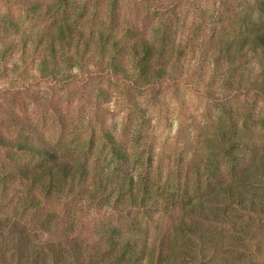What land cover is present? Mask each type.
<instances>
[{"label": "trees", "instance_id": "trees-1", "mask_svg": "<svg viewBox=\"0 0 264 264\" xmlns=\"http://www.w3.org/2000/svg\"><path fill=\"white\" fill-rule=\"evenodd\" d=\"M20 1L31 29L4 17L0 29L21 34L46 78L63 67L99 78L133 115L193 80L212 115L181 185L158 181L153 158L105 128L62 151L12 114L16 135L0 131V264H264V0ZM107 212L131 227L103 222Z\"/></svg>", "mask_w": 264, "mask_h": 264}, {"label": "rangeland", "instance_id": "rangeland-1", "mask_svg": "<svg viewBox=\"0 0 264 264\" xmlns=\"http://www.w3.org/2000/svg\"><path fill=\"white\" fill-rule=\"evenodd\" d=\"M209 1L212 5L219 0ZM186 11L188 14L193 9L185 8ZM0 17L21 21L24 26L21 33L34 24L24 13L20 0H0ZM212 23L206 22L205 28L210 29ZM20 37L21 34L0 29L2 133L16 135L17 126L11 119L15 114L19 120L39 128L40 136L31 138L34 143L51 144L64 151L73 141H83L105 128L117 138L128 141L134 152L153 158V173L158 181L177 183L180 178V184L185 185L190 180L196 130L206 127L212 115L201 95L190 91L193 80L177 92L167 90L156 101L142 103L145 112L133 115L127 99L117 95L113 85L107 86L99 78L91 82L86 74L73 73L67 67H63L60 80L41 75L34 63V50L30 49L23 56L21 48L16 46ZM11 42L16 47L11 46ZM201 64L207 71L210 69L208 59L202 58ZM72 75L74 83H71ZM132 217L146 224L141 215L134 212ZM102 219L132 225L122 215L110 212L102 213ZM242 222L250 223L247 219ZM84 223L85 228H89V222Z\"/></svg>", "mask_w": 264, "mask_h": 264}]
</instances>
